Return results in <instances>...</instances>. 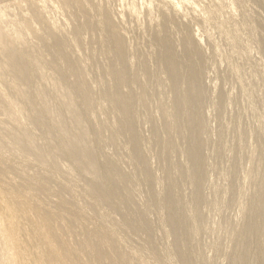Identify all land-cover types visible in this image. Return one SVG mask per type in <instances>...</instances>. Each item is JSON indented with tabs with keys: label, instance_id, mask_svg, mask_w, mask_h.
<instances>
[{
	"label": "rangeland",
	"instance_id": "374dc122",
	"mask_svg": "<svg viewBox=\"0 0 264 264\" xmlns=\"http://www.w3.org/2000/svg\"><path fill=\"white\" fill-rule=\"evenodd\" d=\"M21 1L24 2V0H0V19H2L1 27L3 31L8 34L17 31L16 33H12L11 37V39H14L15 43L10 45L11 47L6 48L9 51H22L23 55H17H22L24 57L31 48L30 51L33 49L32 52H40L46 60L47 58L49 60L52 57V49L49 46H51L54 41L45 35L44 25L41 24L32 14V11L28 9L27 0L24 3ZM219 1L220 0H218V2ZM20 2L22 4L21 8L17 5V3ZM85 2L87 5V10L85 12V14L87 13L86 18L84 17L85 14L83 13L82 16L81 12L78 13L77 10H75L76 8L71 9L69 12L64 6H61L57 8V10L52 11L53 13H51V15L54 21L50 27L56 32L55 37L59 38L61 43L66 39L65 43L67 46L64 53H66L65 51H69L68 53L72 55L70 57H77V59H80V62L84 58H87L85 59L87 62L84 60L87 65H84V61L81 62V65L86 68L85 70L88 74L90 73L88 72L89 70L93 73L90 76L88 75L89 80L93 83H91V85H93L92 88L97 92L98 90L103 91L104 87H107L105 89L109 91L108 88L110 87L111 90V85L113 86L114 83L112 81L113 76L109 72L110 69L107 70L108 67L106 66L111 68L117 65L119 67L120 64H115V62H113L115 61V47H113V43H111L112 41L109 38L110 33L105 29V25H102L101 15L97 14L98 12L96 9L97 7L103 10L109 8L108 10L119 13L115 14L113 12V22L120 31L122 37L121 42H126V50L128 53L130 52L129 62L131 68L135 71L139 62H144L150 78L143 77L144 72L142 74L141 71L140 79L143 83L148 80L144 83L146 88L150 85V88L148 87L147 90H150L149 93L151 94H154L155 91L156 94L153 95L154 99L148 110L138 103L139 107L135 105L137 110H135V116L138 115V119L135 117V120L138 123L137 126L139 125L138 129L139 133H141L140 135L143 143L142 148H144L141 149V151H143L142 153L145 158L150 160H148L149 166L151 167L152 173H154L153 175L156 176V179L158 178V184L155 183L152 185L149 181L146 183L144 178L142 180V175L140 173L141 168L140 166L138 167V162L136 160L134 161L133 156L131 159L129 155L126 154V150L123 149V151L121 149V147H129V144L122 146L120 143L123 142V140V143H125V141L126 144L128 143L125 139L126 137L122 136L123 132H121L120 144H117L119 147H116V145L112 146L116 148L114 150L113 148L107 150L109 153L106 157L102 154L104 158L100 155L98 163L101 164L108 159L117 168L121 167L119 169L123 173L134 170L135 172H132L138 176L141 175V179L134 176L135 180L131 181L130 185L128 184V186L132 188L128 187V190L130 189L129 191H122L125 193L124 195L120 193L121 191L117 193L115 199L118 205L115 203L113 206L106 201H98L87 196L88 192L85 181L81 180V177L75 178L72 176L73 174L68 173V167L71 166L75 169L70 162L65 160L61 161V168L51 176L48 175L50 172L46 170L47 167L36 164L34 157L28 153L16 155L10 153V151L0 152V264H17L20 260L35 264H44V259L36 255L37 250L49 254L52 262L56 264H179L180 261L178 256L180 253L173 246L174 244H172L173 238L169 233V229H166L167 223L166 226L165 224L162 225V221L165 216H167L166 213L168 212V209H166L168 197L166 196H169V198L170 196L171 198L174 197L173 201L174 199H180L179 201L182 203H184V199L186 198L185 200L187 202L189 201L188 205L190 204L189 206H191L192 204V206L196 208L191 207L193 214H201V216H203L201 218L199 215L201 221L204 218V226L202 222V226H200L204 227V230L199 228L200 230L198 231H202L203 235L198 232L196 233L198 235H191L184 232L182 229L183 233H185L183 236L186 237V234L189 236H187L188 239H185V241L187 240L186 243H189V245L185 244L184 237L182 236L185 244L184 247L186 248L185 251L188 252L190 250L193 252L197 249L194 253H191L192 255H190V251L187 253L190 258L192 257L191 260L195 259L192 261L195 264H199L198 262H201L204 257L203 259H206L201 262H204L203 264H230V257H228V255L233 252L232 248L234 247V242L232 241L236 235H234L233 229H235L236 233H239L244 228V222L241 226V222L246 219L243 217L245 216V211L243 209L246 210L247 205L249 206L248 203L256 193H254V191H257L255 190L256 187L251 176L248 174V169L251 166H256L264 174V0H245L244 9L242 8V10H239L240 8H237L239 10L236 9L237 13L234 11L239 17L235 14L236 17L234 16L235 18L233 17V20L230 19L228 15L225 17V13H223L224 17L222 16L221 10L223 9L220 10L218 8V2L216 0H85ZM44 3H48V0ZM239 12L240 14L243 12V16L240 15ZM70 15H74V17ZM241 16L245 18H243L244 21ZM245 16H247V18L251 16L252 19L248 18V22ZM87 18L90 21L89 23L86 22ZM237 19L242 23L240 22V24ZM224 20L228 23L224 24ZM97 22L101 23L98 24ZM84 24L87 26L85 27ZM231 24H233V27L237 26L239 28H237L239 31L238 34L240 35L239 38L241 37L242 39L240 38L236 41L237 43L234 42L235 36L231 29L233 28ZM244 25H248L249 27L251 25V27H253L252 30H250L251 28L249 29L248 26H245L248 27L246 28L247 33L250 31L249 35L253 30L256 32L252 33L254 34L253 38L251 36L252 34L249 37L246 31H244L245 29H242L245 28ZM79 27L82 28L80 31L81 34L79 31H77L79 34L76 33V29ZM241 32L243 33L242 35ZM19 35L27 40L28 43L25 42V44L28 46L20 44L18 40ZM243 35H247L248 38ZM22 38L20 39L23 40ZM249 39L250 42H248ZM46 40L49 42L48 44ZM165 40H169L168 42L172 50L167 47ZM0 49L5 50V47H0ZM238 50H241L243 53ZM250 51H258L261 54L253 52V56L256 55V57H253ZM187 53H190V56L187 55ZM73 55L77 56L75 57ZM22 56H16V59ZM258 56L262 58L260 59ZM258 58L261 61H258ZM4 60H6V57L0 54V68L10 67L9 64L1 63ZM192 62H194V65L199 69L203 68L206 82L205 86L208 90V101L202 112V115H205L203 118H205L204 120L207 125L206 131L203 133V139H206V143H204L202 147L203 155L205 156L204 163L206 161V177L203 181L204 185L201 184L205 186H201L203 189L201 192L204 194L202 195L201 193L203 205L201 204L202 200L200 204H198L195 196L192 197L195 193L193 190H196L195 174L194 171L191 172L193 166H191L192 162L190 163L191 158H188L190 155L188 156L185 140L182 139L180 141L181 138L179 139V143L177 142L179 147L175 145L174 148L176 149H172L173 153H170L171 149H165L166 152L168 151V154L170 153L169 156L164 153L165 151L163 148L165 146L163 147L162 142L165 143L168 136L163 127L164 121L155 104L158 96L159 98L164 97L162 100H167L166 103H168V105L172 103L173 95L170 91V87H168V79L172 74V70L176 68V73L187 77L186 71L189 70L188 65ZM178 63L180 64L179 66ZM88 65L91 67L90 69ZM45 67L46 69L48 68V70L49 67L50 70L53 68V66H49L48 64H46ZM93 69L95 71L99 69L100 71L98 70L96 73ZM182 70H184V72ZM105 71L109 73L107 77L102 76L104 75L103 72L106 74ZM109 76H112V78ZM100 77L102 78V82L100 83L103 87L102 89H99L97 84V79ZM103 79L106 81L105 83ZM107 82L110 83V85L108 84L105 86ZM137 86L136 89L139 87L137 91L140 90L138 92L141 93L143 89L140 87V84L138 87ZM1 92H5L6 94L8 90L0 80V93ZM100 98L101 100L103 99L101 95ZM100 98L97 95V101H101L99 100ZM105 102L108 103L107 101ZM106 103L105 105L108 106V110H106V108L103 110L100 114L102 118L106 117L107 115L105 116L104 114H108V111L111 110V105ZM99 117L98 119L95 117L93 118V122L96 120L94 124L96 123V125H99L101 119V117ZM0 118H4L5 121L7 120L2 114H0ZM151 118H153L155 122H153V119L152 122H150ZM154 123L159 125V131L157 130L159 133L154 131V129L153 131L151 130L154 126L152 124ZM160 127L163 128L161 131ZM109 131L110 129L105 130V137L110 135L111 131ZM163 131L166 133L164 134L167 137L162 133ZM35 132L39 133L38 131ZM160 132L165 137H161ZM176 132L179 133V129ZM153 133L155 135H152ZM156 134L160 136V138ZM122 137L123 139L121 140ZM158 138L159 141L157 140ZM161 138L166 139L164 140ZM152 140L157 143L159 142V145L154 141L152 142ZM102 143L104 142L102 141ZM161 145L162 147L160 148ZM155 147H157V151ZM177 149L179 151H175ZM116 150L119 151V153H116ZM161 150L164 151L163 154H160V152L162 153ZM145 153H148V156ZM159 154L163 155L162 160ZM238 155L243 159H240ZM184 160L186 161L184 162ZM131 161H134L136 165ZM51 162L53 163L52 159ZM233 162H237L235 163L236 166H234L235 164ZM133 165L135 169L136 167H138L137 169L140 168L138 170L140 175L137 170L134 169ZM189 165L192 170L189 168ZM73 169L71 170L72 173ZM182 170H186L185 176ZM234 173H236V175H234ZM63 176L69 177L70 182L66 183ZM169 176L178 180L177 182L174 179V183L177 182L179 184H174L175 186L171 188L175 190L179 185V189L177 188L179 191L177 189L175 190V192H178L177 195L173 193L174 191L172 190V192L171 189L170 192H172V194L167 192L170 194L168 195L165 193L167 189L165 188V190L164 187H167V185L164 184H166L165 181H168L166 178ZM183 177H185V179ZM186 182L190 186L187 185ZM145 183L146 185L148 184L147 187ZM150 183L152 185L151 187H154L153 189L150 187ZM148 187H150L151 190L148 189ZM131 189L132 192L129 193ZM237 190L239 192H237ZM192 192L194 193L192 194ZM127 193H129L128 195L131 197L130 200H128L129 196H127ZM149 193L150 195L155 193L154 195L158 194V196H150ZM244 193L245 195L243 197ZM164 194L167 195L165 196ZM173 194L177 197L179 195L180 197L177 198ZM31 195H33L34 198H32ZM118 195L122 196V201L127 197L129 202L125 200L130 205L126 204V201L125 203L122 202V198ZM161 195H164V197ZM237 195L238 197L240 196L239 199ZM247 195L250 196L248 197ZM159 196L161 198L166 197L167 199L165 198L163 200L160 198L161 201L158 199L157 202ZM190 196L196 200L195 203L197 206L201 205L200 208L202 209L199 210V207H197L194 202L192 203ZM151 197L152 199L155 198L154 201H156L157 204L156 202L152 204V201H149ZM215 198L218 199V202ZM177 200L175 202L178 203ZM209 201L210 203H208ZM182 203H180V205ZM121 205L122 207L119 208ZM180 205H178V210L182 211V213L179 212L182 214V218H184L183 213L190 212L188 213L189 215L185 213L190 219L192 217V211L189 210V206L186 205V203ZM245 205L246 207L243 208ZM185 206H187V211H183V209H185L183 207ZM180 207H182L181 210L179 209ZM194 209L197 214L194 212ZM198 210L200 212H198ZM181 214L179 215L181 216ZM60 215H63V220L60 219ZM186 215L185 219H187ZM195 217H198V215ZM256 217L260 220H256ZM263 217L264 215H259V217L255 216L256 219L253 218V220L257 222L252 220L254 223H258L257 226L259 229L256 237H260L259 239L263 241H260L259 244V242L256 241L259 239L254 237L255 239L252 244V250L255 251L253 263L256 259L258 260L264 257V245L262 244L264 243V234H262L264 233V226H260L261 228L259 227L260 223H264ZM191 219L194 220L193 217ZM250 221L249 224H253V228L255 225L257 230L256 224ZM144 223L146 227L143 226ZM8 224L10 226H8ZM231 225L232 227L230 228ZM240 226L242 229L237 228L238 230L236 231V227L240 228ZM229 228L233 230V232ZM261 229H263V231ZM76 232L77 234L75 235ZM258 233H261L262 236H259ZM231 236H233V240H231ZM34 242L36 244H33ZM172 246L175 251L173 248L171 250ZM171 251H174V254L171 253ZM167 252L171 255L173 254L174 256H172L174 258L168 257L167 255L169 254ZM197 252H202V254ZM261 253L263 255H261ZM196 255L199 256V258L201 255V258L196 259ZM197 260L200 261L197 262ZM261 261H256V264H262ZM262 262L264 264V258Z\"/></svg>",
	"mask_w": 264,
	"mask_h": 264
},
{
	"label": "bare ground",
	"instance_id": "6f19581e",
	"mask_svg": "<svg viewBox=\"0 0 264 264\" xmlns=\"http://www.w3.org/2000/svg\"><path fill=\"white\" fill-rule=\"evenodd\" d=\"M25 1L26 0H24V2ZM46 1L47 0H38V1L37 0H27V3H28L27 5H28V9H30L32 11V14L38 19V21L41 24L44 25L45 35L47 37H49L50 39H52V41H54V43L51 44V46H49L52 49V51H51L52 57L49 60H48V58L46 60L40 52H36V51L32 52L33 49L30 51L31 48L29 49V51L25 55V57L22 56L23 55L22 51L18 52V51H14V50H10V51L7 50L8 47H11L10 45L15 43L14 39H11V37H12V33H16L17 31L11 32L10 34L4 32L2 27H1V20L2 19H0V47H5V50L0 49V54H3V56L6 57V60L2 61L1 63L9 64V66H10L8 68H0V76H1L0 80L7 87V90H8V93H6V94H5V92L0 93V114L4 115V117L7 119L5 121L4 118H0V152H4V151L9 152L10 151V153H13L16 155H22L24 153H28L34 157V161L36 164H38L40 166L47 167L46 170L51 173V174L50 173L49 174L47 173V174L51 175V176H53V174L58 169L61 168V161L65 160L67 162H70L71 165H73L75 169H73L71 166L68 167L67 168L68 173L73 174L72 176L75 178L81 177V180L85 181V185L87 186V192H88L87 196L90 198H94L98 201H103V202L106 201L111 206H113L117 202L115 199L116 198L115 195L117 193H119L121 191L120 193H123V195H124L125 193L122 191H124V190L129 191L130 189L128 190V187L132 188V187L128 186V184L130 185V182L135 180L134 176L139 177V179L142 178V180L144 178V181L146 183L149 181L152 183V185L157 183L158 178L156 179V176L153 175L154 173H152V171L150 169L151 167L149 166L150 160L148 159L149 160L148 161L145 158V156L143 155V153H142L143 151H141V149H144V148H142L143 143H142V138L140 135L141 133H139V129H138L139 125L137 126L138 123L135 120V117L137 118V116H138V115L135 116L136 115L135 114V110H136L135 105L139 104V105L143 106V108L145 107L148 110L150 107V104L153 102V99H154L153 95L155 94V91H154V94L149 93L150 90L148 91L147 89L150 85L146 88V85L144 84L148 80L146 82L144 81V83H143V81L140 79V74H141L140 72L141 71H142V74L144 72L143 77L145 76L146 78H150L143 61L139 62L138 67L136 68L135 71H134V69L131 68V65L129 62L130 52L128 53L126 50V46H127L126 42H124V43L121 42L122 37L120 35V31L117 29L116 24H114V22H113L114 20H113L112 15H113L114 11L108 10L109 8L106 10H103V9L98 8V7H97V9L95 7H93L94 9L97 10L98 13L97 12L96 13L98 15H101L100 16L102 18L101 22H103L102 25L104 24L106 27L105 29L107 30L108 33H110L109 38L112 41L111 43H113V47H115L114 48L115 49L114 50L115 61H113V60L112 61L115 62V64H118V63L120 64L119 67L117 65L116 66L111 65V66H113V67L110 66L111 68H109V66H106V67H108L107 70L110 69L109 72L113 76V78H112V76L111 77L109 76V77L113 79L112 81L114 84L113 83L112 84L114 87L111 85V90H110V87L108 88L109 91L105 89L107 87H104L105 90L104 89H103V91L98 90L96 92L92 88V86H93V85H91L92 82L88 78L93 73H91V71L89 70L88 72H90V73L88 74L87 71L85 70L86 68L82 67L83 65H81V62L87 58H84L83 60L81 59L82 61L80 62L79 61L80 59H77V57H76L78 54L76 56L73 55L76 58H71L70 56H72V55L70 53H68L69 51H65L66 53H64V50L66 49V46H67V44L65 43L66 39L64 38L65 41L64 42L62 41V43H61L59 41V38L55 37L56 32L52 30V27H50V25H52V23L54 21L53 16L51 15V13H53L52 12L53 10H57V8L64 6L70 12L71 9L76 8L75 10H77L78 13L81 12L82 13L81 15L83 16V13L85 14V12L87 10L86 9L87 5H86L85 0H60V1L48 0V3H44ZM216 1L218 2V0H216ZM244 1L245 0H220L218 2V8L220 10L223 9V10H221L222 16L224 15L223 13H225V17H226V15H228V17L233 20L234 16L236 17V15H237L239 17V15L236 14L237 13L236 9L240 8L239 10H242V8L244 7ZM21 2L24 3L23 1H21ZM21 2L17 3V5H19L20 8L22 7ZM65 8H64V10H65ZM234 11H236V13H234ZM246 11H247V9H246ZM246 11H245V13H246ZM243 12H244V10H243ZM243 12H242V14H243ZM66 13H67V11H66ZM73 13H74V11H73ZM114 13L119 14L117 12H114ZM0 14H1V12H0ZM239 14H240V12H239ZM242 14H240V15H242ZM75 15H77V14H75ZM85 15H84V17L86 18L87 15L86 16ZM247 15L249 16V14H247ZM70 16L74 17V15H70ZM242 16H241V18H242ZM245 17L247 18V16H245ZM88 18H90V17H88ZM88 18L86 19L87 20L86 22L89 23L90 21ZM243 18H242V20H243ZM248 18L252 19L251 16ZM248 18H247V20H248ZM6 20H8V19H6ZM226 20H224V24L228 23V22H226ZM237 20L239 22V19H237ZM96 21H99V20H96ZM248 22H249V20H248ZM100 23H98V24H100ZM243 24H242V27H243ZM245 24H246V22H245ZM231 25L233 27V24H231ZM248 25H244V27L248 26ZM84 26H85V24H84ZM81 27H83V26H81ZM235 27L231 28L233 30V33L235 36L234 42L238 41L241 38V37L239 38L240 35L238 34L239 28L237 26H235ZM248 27H245L242 29H245L244 31H246V33H247L246 28H248ZM229 28H230V26H229ZM252 28L253 27H251V25H250L249 29L252 30ZM81 29L82 28H80V27L77 28L76 33H78L77 31L80 32ZM88 30H89V28H88ZM249 32L250 31H248V33H247L249 37L253 32L256 33L253 30V32L251 31L252 33H250V35H249ZM80 34H81V32H80ZM242 34L243 33L241 32V35ZM244 34H245V32H244ZM253 35L254 34L251 35L252 38H253ZM243 36L245 37L247 35H243ZM248 36L246 38H248ZM19 37L20 38H22V37L20 35L18 36V40L20 41V44L27 45V44H25V42H27V40L24 37L22 38L23 40H21ZM49 38H47V39H49ZM42 40H45V39H42ZM243 40H244V38H243ZM252 40H251V42H252ZM165 41L167 43V47L172 50V47L170 46V43L168 42L169 40H165ZM46 42H47V40H46ZM239 42H241V41H239ZM248 42H250V39ZM48 43L49 42H47V44ZM68 47H69V45H68ZM70 47H71V45H70ZM112 48H111V50H112ZM2 50H4V51H2ZM254 51H256V50H254ZM254 51H250V52H252L251 53L252 56L254 55V53L258 52V51L257 52H254ZM239 52H242V51L240 50ZM258 53H260V52H258ZM17 54H22V55H17ZM68 54H69V56H68ZM239 54H241V53H239ZM187 55L190 56V53H187ZM16 56H19V57L22 56V57L19 59H16ZM253 57H256V55ZM258 57L260 58V56H258ZM260 59L258 61H261ZM85 61L87 62V60H85ZM85 61H84V65H87V64H85ZM113 62H111V63L114 64ZM46 64H48L49 66L50 65L53 66V68H51V70H50V67H49V70H48V68L46 69V67H45ZM88 64H89V62H88ZM262 64H263V62H262ZM179 65L180 64L178 63V66ZM88 66H85V67H88ZM94 66H96V65H94ZM263 67H264V65H263ZM90 68L91 67L89 66V69ZM181 69H182V67H181ZM188 69L187 70L189 72L186 71L187 77L181 76L180 74L176 73L175 72L176 68H175V70H172V74L168 79L169 80V84H168L169 86L168 87H170V91L173 95V99L171 98L172 103L170 105H168V103H166L167 100L166 101L162 100L164 97L159 98V96H158L157 102L155 104L157 105V109H159L160 116L164 121V124L162 122L161 123L164 125L163 127H164L165 132L167 134L164 131L162 133L163 134L165 133L168 136L167 137L164 134L167 137V139L165 138L166 142L164 141L165 140L164 138H161V139H164L163 141L165 142V143L162 142L163 147L165 146L163 148V150L165 151V149L169 148V150L171 149L170 153H173L172 149L174 148L175 145H177V142L179 141V139L181 138L180 141L182 139L185 140V144L187 146L186 149H187L188 156L190 155V157H188V158H191L190 163L192 162L191 166H193L192 167L193 170L191 169L190 165H189V168L192 170L191 172L194 171V174H195V184H196L195 188H196V190L192 189L195 192V193L192 192V194L194 193V195L192 197L195 196V199L197 200L198 204H200V202L202 200L201 204L203 205V199L201 197V193H202L201 191L203 189L201 188V186H202L201 184L204 185L203 181L206 177L205 176V174H206V171H205L206 161L204 163V157L205 156L203 155V148L202 147H203L204 143H206L205 142L206 139L205 140L203 139V137H204L203 133H204V131H206L205 129H206L207 125H206V121L204 120L205 118H203V116H205V115L204 114L202 115V112H203V109L205 107V104L208 101V90H207V87L205 86L206 82H205V76H204L203 68L199 69L196 65H194V62H192L191 64L188 65ZM260 69H262V68H260ZM97 71H95V72L97 73ZM182 71L184 72V70H182ZM103 74L104 75H102V76L107 77L108 76L107 74H109V73L106 72V74H105L103 72ZM95 75H97V74H95ZM93 78H90V79H93ZM101 80H102L101 77L97 79V84L99 86V87L98 86L97 87L99 89L103 88L100 85V83L102 82ZM151 80H153V79H151ZM103 82L105 83L106 81L104 80ZM110 82H111V80H110ZM95 83H96V81H95ZM108 84L110 85V83L107 82L105 84V86ZM139 84H140V87L143 89L141 92L142 94L138 92L140 90L137 91V89L139 88L138 87ZM102 85H103V83H102ZM184 85H185V87H184ZM136 86L138 87L137 89H136ZM157 91H158V89H157ZM97 95L99 96V98L101 95V97H103V99H105V100H103V99L101 100V98H100L99 100H101V101H97L98 100ZM163 95H165V94H163ZM168 97H170V96H168ZM105 101H107L108 103H106ZM55 102H57V103H55ZM104 102L106 104L111 105L110 106L111 110L109 109L110 110V111H108L109 113L104 114L105 116L106 115L107 116L102 118L100 116V114L103 112V110H105V108H106V110H108L107 109L108 106H106ZM139 105L137 107H139ZM152 107H154V106H152ZM143 113H144V111H143ZM96 116L101 117L100 122L98 121L99 125H96V123L94 124V122L96 120L93 122L94 117L98 119V117H96ZM152 119L153 118H151L150 122H152ZM153 122H155V120ZM89 125H90V128H89ZM152 125H154L153 128L151 129L152 131H153V129H154V131H157L159 129L158 124L156 125L154 123ZM107 129L108 130L110 129L111 132L109 131L110 135L105 137L106 134L104 135V132ZM161 129H163V128L160 127V131H161ZM178 129H179V133L176 132ZM180 130H181V132H180ZM35 131H38L39 133H36ZM121 132H123L122 136H125L126 137L125 139L128 142L127 144H126V141H125V143H123L124 142V140H123V142H120L121 145L123 146V145L129 144L128 148H127V146H125L126 148L121 147V149L126 150V154L129 155V157L131 159L133 156L134 161L136 160L138 162V167L140 166V168H141V172H140L142 175L141 178H140L141 175L138 171L140 168L137 169L138 167H136V169H135L134 165H136V164H134V161H131V162H133V164H134L133 167L135 170H137V172L140 176L136 175L134 173L135 172L134 170H132L134 172L131 171L128 173H123L119 169L121 167L117 168L107 158H106L107 160L104 159L105 161L103 163H101V164L98 163V159H100V155L102 157V154H103L106 157V156H108V153H109L107 150L113 148L112 146L116 145V147L117 146L119 147V145H117V144L120 141ZM154 133L152 135H155ZM160 134H161V132H160ZM163 134H161L160 136L161 137L164 136ZM101 135H103V136H101ZM160 136H158V137L160 138ZM159 138L157 139L158 141H159ZM208 138H210V137H208ZM122 139H123V137L121 138V140ZM148 140H149V138H148ZM102 141L104 143H102ZM153 141L154 140H152V142ZM161 141H160V143H161ZM211 142H209V143H211ZM155 143H157V142H155ZM158 143H157V145H159ZM162 145L160 146V148L162 147ZM177 146L179 147V145H177ZM115 148H113V150ZM155 148L157 151V147H155ZM174 149H176V148H174ZM163 150H161L162 153L160 152V154H163V152H164ZM175 151H179V150L177 149ZM117 152L119 153V151L116 150V153ZM167 152L166 151L164 152V153H166L165 155L168 154ZM160 154H159V157L162 160L163 155H160ZM169 154L167 156H169ZM174 154H175V152H174ZM184 157H186V156H184ZM207 157H209V156H207ZM102 158H104V157H102ZM166 158H164V159L167 160ZM51 159H52L53 163L51 162ZM240 159H243V158L240 157ZM185 161L186 160H184V162ZM237 162H235V163H237ZM176 163H178V162H176ZM241 163H243V162H241ZM150 165H151V163H150ZM234 166H236V164ZM40 168H42V167H40ZM208 168H209V166H208ZM237 168H238V165H237ZM72 169H73V173L71 171ZM248 170H249L248 174H249V176H251V179L254 182L255 187H256L255 190H257V191H254V193L256 192L255 195L252 197L251 201L249 200L250 201L248 203L249 206L247 205L248 208L246 207V205L243 207V208L246 207V210L243 209L245 211L244 212L245 216H243V217L246 218L245 219L246 221L245 220L242 221L243 219L241 220L242 221L241 226L245 223L244 228L242 229L241 226H240V228L236 227V231L238 229H242V230L239 233L238 232L236 233L235 229H233L234 235L236 234L235 236L233 235L234 240L232 239L233 236L230 237L231 240H233L232 242H234V247L232 248L233 252H231L232 254L229 253L231 256L227 254L228 257H230L229 258L230 264H256V261L257 262H258V260L263 261V258H264V257L263 258L261 257L262 259H258V260L256 259L255 262L253 263L255 251L252 250V244H253L254 239H255L254 237H256L257 231L259 229L257 226L258 223H254V222H257L256 220H258L257 217H256L257 219L255 218V216L259 217V215H261V216L264 215V201H263V198H264V196H263L264 195V174L256 166H251V167H249ZM177 171H178V169H177ZM182 171H184V174ZM182 171H181L182 174L185 176L186 170H182ZM181 172H180V174H181ZM233 172H236V171H233ZM187 173H188V171H187ZM167 174H168V172H167ZM192 174H191V176H192ZM234 175H236V173H234ZM63 177H64V180L66 183L70 182L69 177H65V176H63ZM46 178H47V176H46ZM176 178H178V177H176ZM183 178L185 179V177H183ZM166 179H168V181H165V179H164V181L166 183L164 185H167V187H164V189L165 188L167 189V191H165V193L168 192V193L172 194V192L174 191L173 193H176V195H177L178 192H175V190L179 187V185L177 188H175V190H173L171 188H173L175 186L174 184H179V183H177L178 180L174 178L177 181L176 183H174L175 181H174L172 176H169ZM190 180H192V179H190ZM160 181H162V180H160ZM237 181H238V179H237ZM141 182H143V181H141ZM146 183H145V185H146ZM151 183H150V187L152 186ZM186 183H184V184H186ZM161 185H163V184H161ZM187 185H189V184L187 183ZM131 186H132V183H131ZM147 186H148V184L146 185V187ZM150 187H148V189H150ZM202 187H205V186H202ZM185 188H188V187H185ZM170 189H171V191L172 190L173 191L170 192ZM207 191H209V190H207ZM131 192H132V189L129 193H131ZM237 192H239V191L237 190ZM129 193H127V196H129L128 200L131 199L130 195H128ZM154 194H152V195H154ZM249 194H252V193H249ZM120 195H122V194H120ZM120 195H118V196H120ZM149 195H150V193H149ZM152 195H150V196H152ZM156 195L158 196V194H156ZM156 195H154V196H156ZM164 195L163 196L161 195V196L164 197ZM168 195H170V194H168ZM173 195H175V194H173ZM176 195H175V197H177ZM202 195H204V194L202 193ZM238 195H237V197H238ZM244 195H245V193L243 194V197H244ZM122 196H120V198H122ZM31 197L34 198L33 195H31ZM124 197H126V196H124ZM166 197H168V199ZM166 197L165 198L168 201H166L167 206L166 205L165 206H166V209H168L167 210L168 212L166 213L167 216H165L166 219L163 217L164 219L162 221V225L165 224V226H166V223H167L166 229H169V231H170L169 233L171 234V236L173 238L172 244H174L173 246L180 253L178 256L179 261H180L179 264H193L194 262L192 260H195V259L191 260L192 257L190 258L189 254H187L190 250L189 251L187 250L188 252L185 251L186 248L184 247V245L187 244L186 243L187 240L185 241V239L187 238L188 235L186 234V237L183 236V235H185V233H183V231L188 233V234L193 235V234H196L200 230L199 228H202L204 230V227H200V226H202L201 222L203 224L204 218L202 219V221L200 220L203 216H201V214H199V213L197 214L195 212V209H196L195 206H192V204H191V206H189L190 204L188 205L189 201L187 202L185 200L186 198L184 199V203H182L179 201L180 199L179 200L174 199V201H173L174 197L173 198H171V196H170V198H169V196H166ZM178 197H180V196L178 195ZM192 197H191L192 203L193 202L195 203L196 200L193 199ZM239 197H238V199H239ZM160 198H161L160 196L157 198V202H158V199L160 200ZM165 198H161V199L164 200ZM125 199L127 200V197L124 198V201H122L123 200V198H122L121 201L125 203V201H126ZM150 199L151 200H149V201H152L151 202L152 204H154V202H156V201H154L155 198L152 199V197H151ZM207 199H209V198H207ZM215 199H217V198H215ZM176 200L178 201L179 204L177 202H175ZM193 200H195V201H193ZM127 201H126V204H129V203H127ZM181 201H182V198H181ZM205 201H204V203H205ZM157 202H156V204H157ZM217 202H218V199H217ZM119 203H120V199H119ZM180 203H182L183 205L186 203V205L189 206V210H191V211H192L191 207H194L195 208L194 212L198 215V217H195L197 215H194L193 211H192V217L194 218V220L191 219L192 217L190 218L191 220L188 218L189 216H187V215H189L188 213H190V212H188V213L185 212L187 215L185 213H183L184 218H182V214H181L182 211L178 210V205H180ZM208 203H210V201ZM231 203H233V202H231ZM116 204L118 205V203H116ZM195 204H193V205H195ZM122 205L120 207L119 206L118 207L121 208ZM196 206H197V204H196ZM186 207L187 206L183 207L186 209V210L183 209V211L188 210ZM197 207H199L198 208L199 210L202 209V208H200L201 205L197 206ZM238 208H239V206H238ZM179 209L181 210L182 207H180ZM49 210H50V208H49ZM199 210H198V212H200ZM179 212H181V213H179ZM201 212H202V210H201ZM145 214H146V211H145ZM179 214H181V216ZM185 215H186L187 219H185ZM199 215L201 218L199 217ZM62 216L63 215L59 216L61 220H63V218H64ZM236 216L238 217L237 214H236ZM253 218H255L256 220L254 221ZM261 220H263V219H261ZM204 221H206V220H204ZM249 221L256 224L257 230L255 228V225L253 228V226H252L253 224H251V223L249 224ZM262 223H260L259 227L264 226V223L263 224ZM232 225L230 226V228L232 227ZM8 226H10V225L8 224ZM143 226L146 227V224L144 223ZM203 226H204V224H203ZM233 228H235V227H233ZM182 229H183V231H182ZM233 230H231V231L233 232ZM261 230L263 231V229H261ZM198 233L202 234V231H200ZM76 234H77V232L75 233V235ZM260 234H259V236H262V234H264V233H262L261 235ZM191 235H190V237H191ZM196 235H198V234H196ZM182 236L184 237L185 244H184ZM195 236H193V237L196 238ZM257 238L259 239L260 237H256V239ZM261 239H262V237H261ZM256 241H258L260 244V241H262V240L259 239ZM33 244H36V243L34 242ZM262 244L264 245V243H262ZM164 245H166V244H164ZM187 245H189V243ZM173 246L171 247V250H172V248L174 250ZM188 249H189V247H188ZM195 251H193V252L190 251L189 252L190 255H192L191 253H194ZM263 251H262V253H263ZM173 252L171 251V253H173ZM202 252H197V253L202 254ZM262 253H261V255L264 254V253L263 254ZM168 254H169V255H167L168 257L174 258L173 257L174 253L172 254L173 256L170 253H168ZM199 254H197V255H199ZM36 255H38L44 259V264H56V263L52 262L51 256L49 254H45L41 250H37ZM227 255H226V257H227ZM193 258H194V256H193ZM198 258H199V256H197L196 259H198ZM200 258H201V255H200ZM203 258H202V261L206 259V258L205 259H203ZM198 261H200V260H197V262ZM262 261H261V263L263 264ZM201 262H198V263L200 264ZM203 263H201V264H203ZM227 263H228V261H227ZM17 264H35V263L20 260V261H18Z\"/></svg>",
	"mask_w": 264,
	"mask_h": 264
}]
</instances>
